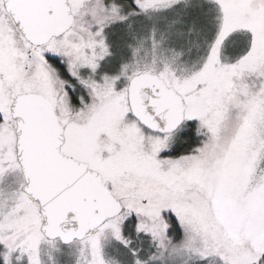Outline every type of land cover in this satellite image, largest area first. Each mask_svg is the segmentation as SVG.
I'll return each instance as SVG.
<instances>
[{
	"label": "snow or ice",
	"instance_id": "1",
	"mask_svg": "<svg viewBox=\"0 0 264 264\" xmlns=\"http://www.w3.org/2000/svg\"><path fill=\"white\" fill-rule=\"evenodd\" d=\"M0 264H264V0H0Z\"/></svg>",
	"mask_w": 264,
	"mask_h": 264
}]
</instances>
